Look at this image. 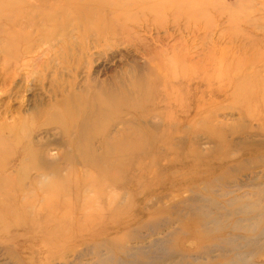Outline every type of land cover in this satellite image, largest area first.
<instances>
[{
	"label": "rangeland",
	"instance_id": "rangeland-1",
	"mask_svg": "<svg viewBox=\"0 0 264 264\" xmlns=\"http://www.w3.org/2000/svg\"><path fill=\"white\" fill-rule=\"evenodd\" d=\"M110 1L0 0V178L19 208L0 264H264V0L96 10ZM93 109L108 141L127 136L116 184L83 163L85 137L104 151Z\"/></svg>",
	"mask_w": 264,
	"mask_h": 264
},
{
	"label": "bare ground",
	"instance_id": "bare-ground-1",
	"mask_svg": "<svg viewBox=\"0 0 264 264\" xmlns=\"http://www.w3.org/2000/svg\"><path fill=\"white\" fill-rule=\"evenodd\" d=\"M2 3L4 4L3 1H2ZM86 4L90 5V3H86ZM115 4H116L115 0L114 1H110L108 3L107 2H100L98 4L99 7L96 8V10H98V12H99L100 10H102L101 8H103V7L104 8H110L111 9L112 6L115 5ZM81 9H83V8H81ZM78 12H80V11H78ZM89 14L90 15L91 14H95V12L90 11ZM82 16L83 15H81V17ZM88 19H89V17H88ZM258 98L260 100H264V94L260 95ZM96 99H97V97H96ZM102 104L103 103H101V105ZM103 105H105V104H103ZM103 111H105V113L108 112L107 110H102L101 111V110H98V109H96V110L93 109L92 114H91L92 117H91V120H90V124L88 125L89 126V129L91 130V133L93 134V138L94 137H98L102 141V145H103L104 151H103V153H102V155L100 157L95 155V151H94L93 147L91 146V144L89 142L90 139H88L87 137L84 138L85 139V142H86V147L87 148L85 149L86 150L85 151L86 152V155L84 156L85 158L83 159V163L84 164H87V165H91L93 168H95L98 171L97 174L99 176H101V177H98L96 175V179L94 180V182L97 185H101L103 182H106L108 184H109V182H112V183L116 184L117 181L120 179L118 177V175L120 174L119 173V169L126 170L125 169V160H126L125 157H126V154H127V136H126V134H122L119 138H117L113 142L108 141V139H107L108 127L107 126H105V127H99L100 125L98 126V121L101 118L99 115ZM53 121L54 122L55 121H59V117H55L53 119ZM91 139H92V137H91ZM1 145H3V143L0 141V173L3 170V162H4V157H3V154H2L3 151H2V148H1L2 146ZM41 157H42V155H41ZM80 162H82V161H80ZM43 163L45 164V162H43ZM37 168H39L38 169V172H41L38 175V178H40V179L41 178L49 179L51 177H53V178H59L56 174H54V173H56V171L54 173H51L50 174L49 171L46 169V167L44 165H40ZM80 176H81V174H80ZM106 176H108L109 178H105ZM87 179L93 181L92 178L89 177L86 173H82L81 181H84V180L86 181ZM57 181H60V179H57ZM8 182L9 181H8V178L7 177H6V180H3V179L0 180V229H2V230L3 229L5 230L7 228L6 227L7 225L13 223L12 220L11 221H6L7 219H9L11 217V215L9 214V212H12V210L15 211V210H18L19 209L18 206H17V208L16 207L15 208H12V206L11 207L9 206L8 201L10 200V198H11L12 195L10 194L8 196V194H7L5 196V192L7 191L9 193V189H10V185H7ZM19 188L20 187H18V189ZM261 193H262V195H261V199H262V198H264V189L261 191ZM32 194H33V196H31V198H34L36 200L38 198L39 193L38 192H34L32 190L31 191V194H28V195H32ZM252 196L258 197L259 196V193H257V194L254 193V194H252ZM4 197H5V201H3L4 200ZM103 197L106 200L108 206H113L115 204L116 199H117V194H116V192L111 193V190H110L109 194H104ZM41 199H42V201L44 203L42 209H48V210H51V212L52 211H55V207H52L51 208L47 204L48 202H51V201L53 202L54 199H55V196H54L52 190H49L48 189L47 191H42V197H41ZM242 201H244V202H242ZM248 201H249V199H244V198H242V199L241 198H238L237 199V198H235L232 201H230V206H234L237 209V211H239L240 213H243V212H253V211L256 212L257 211V208L256 207L258 206V204L256 202H255V204L248 203ZM114 213H118L119 214V212H113V214ZM236 215L237 214H234V215H231V216H236ZM117 218H118V216H117ZM3 222H6V225ZM257 223H255V221H254V225L255 226L257 225ZM2 225H5V226H2ZM207 225L208 224H204V227L205 226L207 227ZM234 225H239V224L237 222ZM240 227L241 226L239 225V228ZM125 228H126L125 225L122 224V229H125ZM123 231H124V233L127 234V231H125V230H123ZM104 242L110 244V247H118V245H119L118 243L120 242V240L117 237H114V238H109V239H107ZM95 244L98 245V246H100V245H102V242L99 241V242H97Z\"/></svg>",
	"mask_w": 264,
	"mask_h": 264
}]
</instances>
